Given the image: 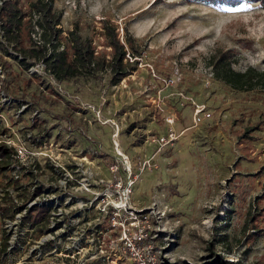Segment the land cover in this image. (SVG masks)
<instances>
[{
  "label": "rangeland",
  "instance_id": "1",
  "mask_svg": "<svg viewBox=\"0 0 264 264\" xmlns=\"http://www.w3.org/2000/svg\"><path fill=\"white\" fill-rule=\"evenodd\" d=\"M32 1L20 0L27 17ZM54 10L62 16L61 44L77 24L109 59L108 21L125 46L126 30L135 41L138 64L117 85L106 71L55 82L45 72L29 75L0 49V92L15 100L0 106V145L25 148L27 161L55 160L36 174L44 184L52 166L79 178L116 172L131 181L129 203L146 234L141 264H207L212 254L264 264V94L224 85L210 64L227 52L234 70L264 71V0H55ZM4 166L0 264H63L37 257L51 231L31 215L39 193L30 196L31 185L24 194L9 188L12 172ZM29 181L22 176L12 185ZM103 247L110 253L107 241ZM114 262L110 255L100 264Z\"/></svg>",
  "mask_w": 264,
  "mask_h": 264
},
{
  "label": "built area",
  "instance_id": "2",
  "mask_svg": "<svg viewBox=\"0 0 264 264\" xmlns=\"http://www.w3.org/2000/svg\"><path fill=\"white\" fill-rule=\"evenodd\" d=\"M2 2L3 0H0V7ZM30 17L31 40L36 46H41L44 41L42 29L39 26L40 14L33 12ZM2 36L0 29V42H3ZM4 46L9 57L13 56L21 60L20 55L13 51L11 45L4 43ZM27 71L29 75H40L43 72V65L31 64ZM4 75L3 66L0 64V81L4 79ZM14 102L13 98L0 92V106ZM18 102L22 104V101ZM25 108L26 105L22 104L21 110ZM8 145L12 144L7 142ZM25 151L26 149L20 146L17 150L15 149V156L11 158L8 170L12 172L10 179L15 183L24 176L30 180L31 184L10 185L9 188L14 189L13 191L17 194L20 192L24 194L26 186L31 185L28 194L32 196L33 192L39 193L33 199L34 202L32 201V204L39 209L36 212L42 215L36 214V223L41 228L46 221V229L49 228L51 231L44 234L49 238L40 243L41 249L37 257L43 259L55 256L63 264H86L89 261V264H100L106 263L108 257L113 255L115 264H141L138 250L146 234L140 229L142 220L139 211L129 203L131 181L129 184H124L121 176H117L116 172L107 177L88 172L79 178L76 177L75 170L62 174L60 170L52 166L53 171L48 178L51 182L44 184L36 174L38 170L56 163L55 160L44 158L46 162L41 160L38 163L27 161L20 155ZM29 167L30 170H28ZM58 167L61 168V166ZM44 193L46 198L39 200L38 197ZM21 209L23 208L17 207L13 212L22 213ZM23 212L26 215V210ZM29 225L30 223L27 224ZM106 241L111 249L110 253H107L103 247Z\"/></svg>",
  "mask_w": 264,
  "mask_h": 264
},
{
  "label": "trees",
  "instance_id": "3",
  "mask_svg": "<svg viewBox=\"0 0 264 264\" xmlns=\"http://www.w3.org/2000/svg\"><path fill=\"white\" fill-rule=\"evenodd\" d=\"M54 1H32L29 4L30 15L27 17L20 0H3L0 7V29L3 34V42H0V49L7 57L10 55L4 43L11 45L13 51L20 55L21 60L15 59L26 70L31 64L41 63L43 72L48 74L55 82H64L106 71L109 73L111 84L117 85L130 75L131 71H134L138 64V55L140 54L135 49V41L132 40L126 30L125 46L118 39L116 27L109 24L108 21L102 22V30L104 43L111 50L109 59H105V56L97 55L95 47L91 43L92 39L88 35L83 34L77 24L64 38L66 40L65 45L61 44L62 30L59 26L62 16L60 13L55 12ZM206 1L213 4L227 3L235 6L242 0ZM33 12L40 14L39 26L42 29V39L44 41L41 46H36L30 37V16ZM27 41L29 43L28 46L25 45ZM128 54L135 58L133 62H129L126 59ZM228 58L227 52H222L210 58L212 74L215 79L234 90L248 92L259 90L264 94V71H257L251 68L244 72L236 71L232 68ZM13 153V148L1 144L0 165L5 164L4 167L8 168L12 158L11 154ZM12 183L14 184L15 182L8 179L6 185L10 186ZM259 211L261 210L259 209ZM6 213L3 212L2 216H5ZM36 214L37 216H42L40 212L31 215L36 216ZM260 217L264 219V214H260ZM207 264L233 263L218 259L215 254H212V261Z\"/></svg>",
  "mask_w": 264,
  "mask_h": 264
}]
</instances>
